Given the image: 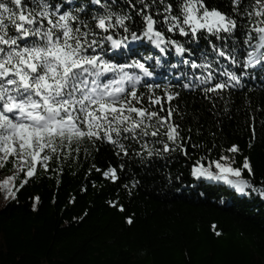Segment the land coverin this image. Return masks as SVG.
Returning a JSON list of instances; mask_svg holds the SVG:
<instances>
[{"label":"snow or ice","instance_id":"1","mask_svg":"<svg viewBox=\"0 0 264 264\" xmlns=\"http://www.w3.org/2000/svg\"><path fill=\"white\" fill-rule=\"evenodd\" d=\"M123 2L127 8L118 0H0V169L9 162L14 169L0 181L5 201L17 199L38 165L49 171L53 156L60 160L78 155L85 141L93 147L97 141L107 142L117 156L127 157L131 145L124 141L131 140L140 145L132 154L142 161L177 150L188 156L191 136L182 137L173 121L177 109L172 101L180 95L176 89L199 90L211 100L212 95L244 87L249 69L264 71V0H254L243 11V0H231L234 15L209 7L205 0H177L175 11L169 0ZM237 16L246 17L247 23ZM241 29L243 56L235 35ZM202 35L213 58L204 51L195 58L192 45L199 47ZM145 45L159 55H145ZM170 53L179 58L177 63L164 59ZM220 58L232 68L220 66ZM165 65L169 72L176 70L175 84L156 81L157 70ZM250 127L255 138V127ZM225 151L232 155L197 159L191 176L264 198V181L257 186L250 179L255 175L250 158L244 156L235 166L239 147L233 144ZM102 175L118 179L111 165ZM138 183L133 180L131 188ZM33 199L35 211L40 198ZM108 203L124 210L117 201ZM126 222L131 225L132 217ZM212 228L221 235L216 225Z\"/></svg>","mask_w":264,"mask_h":264},{"label":"trees","instance_id":"2","mask_svg":"<svg viewBox=\"0 0 264 264\" xmlns=\"http://www.w3.org/2000/svg\"><path fill=\"white\" fill-rule=\"evenodd\" d=\"M169 2L175 11L177 0ZM253 2L243 0L240 10ZM118 3L127 8L123 0ZM205 3L234 15L231 0ZM133 17L140 22L134 11ZM236 18L247 23L246 17ZM243 31L235 34L241 56ZM210 39L221 44L215 37ZM192 48L197 59L201 51L213 58L203 35L199 47ZM144 49L145 55L154 51L150 45ZM164 59L170 64L179 58L170 53ZM220 66L232 68L223 58ZM157 72V82L176 83V70L169 72L165 65ZM248 72L244 87L212 95L211 100L199 90L176 89L180 95L172 101L177 109L173 121L182 137L191 136L186 142L188 156L177 150L142 161L132 154L140 145L131 140L124 141L131 145L127 157L117 156L107 142L97 141L93 147L85 141L78 155L60 160L53 156L49 171L38 165L17 199L5 201L0 194V264H264V198L256 192L240 194L221 181L191 176L197 159L232 155L225 150L235 144L240 149L235 166L248 156L255 174L250 179L257 186L264 181V71ZM93 165L102 171L115 167L118 179H106ZM13 171L11 162L0 169L8 175ZM133 180L139 182L135 188H131ZM36 196L40 199L34 211ZM109 201H117L124 210ZM127 217H132L131 225ZM213 225L221 235L215 234Z\"/></svg>","mask_w":264,"mask_h":264},{"label":"rangeland","instance_id":"3","mask_svg":"<svg viewBox=\"0 0 264 264\" xmlns=\"http://www.w3.org/2000/svg\"><path fill=\"white\" fill-rule=\"evenodd\" d=\"M8 176H10V175L4 174V173H0V181H3ZM2 198H3V200H5L3 195H2Z\"/></svg>","mask_w":264,"mask_h":264}]
</instances>
